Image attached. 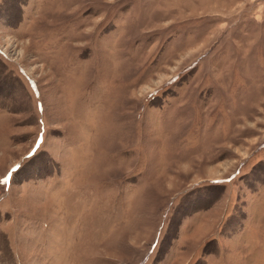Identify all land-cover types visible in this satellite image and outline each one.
Segmentation results:
<instances>
[{
    "label": "rangeland",
    "instance_id": "374dc122",
    "mask_svg": "<svg viewBox=\"0 0 264 264\" xmlns=\"http://www.w3.org/2000/svg\"><path fill=\"white\" fill-rule=\"evenodd\" d=\"M0 264H264V0H0Z\"/></svg>",
    "mask_w": 264,
    "mask_h": 264
}]
</instances>
